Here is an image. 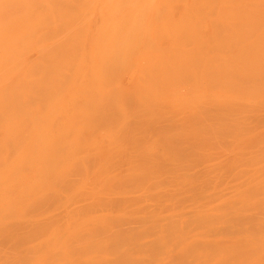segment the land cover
Instances as JSON below:
<instances>
[{"label":"rangeland","instance_id":"rangeland-1","mask_svg":"<svg viewBox=\"0 0 264 264\" xmlns=\"http://www.w3.org/2000/svg\"><path fill=\"white\" fill-rule=\"evenodd\" d=\"M16 1L15 5H10L8 0H2L0 8V22L6 20L9 23L8 18L15 15L20 18L23 12L30 18L20 27L28 26L24 32L18 29L15 42L4 39L2 43L10 45L0 52V106L3 107L0 110V205L5 197L11 204L15 200L18 206L21 205L19 192L27 189L26 177L30 178L35 172L38 180L57 170L60 162L49 158L50 151L47 148H44L45 153L35 152V160H26L30 148L36 149L49 140L61 138L64 139V149H79L71 153L76 159L70 164H74L73 168L68 165L70 168L64 174L65 178L55 177L57 182L54 177L48 178L45 190L37 191L34 202L37 207L33 208L31 218L24 219L35 225H47L50 230L52 221L64 220L71 215L85 217L80 212L94 204L93 191L104 184L105 174H116L115 169L121 166L118 164L119 159L113 156L118 150L111 147L113 143L109 142L108 133L120 130L121 133L135 135V140H144L137 128L145 126L147 120L141 117L142 111L136 105L137 99H144L150 91H164L165 98L176 93L175 87L161 89L158 86L166 78L161 76L159 70L155 72L154 68L148 66L149 63L146 64L149 56L161 57L163 72L167 70V56L171 49L173 52L170 54L178 58L174 46L184 44L186 50L194 52L191 44H204L206 62L202 65L195 63L193 67L208 69V76L215 81L208 82V89L210 85L214 86L210 89L211 94L231 97L232 101L238 103L264 107V11L248 7V12H233L226 5L227 9L223 12L198 14L189 10L184 15V7L193 0ZM184 18H193L197 23L194 29L196 41L186 37V43L181 41L173 46L165 28ZM206 39L208 42L205 43ZM93 81L94 86L99 87L102 97L98 110L83 106L84 96L91 90L90 83ZM189 84L185 80L180 85V94L188 93ZM118 101L128 103L124 111L127 116L126 130L119 122L113 127L110 118L116 113L114 109ZM162 113L166 118L160 122L158 129L170 125L174 127L186 115L185 111H177L170 106ZM231 116L238 118L229 117L230 120L238 119L245 126L241 128V136L264 143V126L257 122L259 119L263 122L264 109L253 113H234ZM231 136L236 135L232 133ZM90 140L94 141L90 144ZM4 143L8 145L3 149ZM129 143L124 141V146ZM21 146H27L26 154L17 162V149ZM141 148V144H138L125 153L130 152V156L139 152L136 154L137 160L138 156H142ZM254 155L247 152L245 157L248 160ZM262 158L264 154L259 155L255 162ZM15 162L17 164L13 166ZM122 169L124 177L120 185L129 186L131 178L125 175L128 169L124 165ZM243 169L228 173L237 176L230 181V190L228 187L223 192L233 195L234 189L243 186L245 180L248 181L249 175L242 173ZM138 186L149 190V183H138ZM148 194H153V191ZM57 199L60 201L55 207ZM147 204L151 202L143 201L141 206ZM188 207L185 204L177 208L188 210ZM40 208L43 211L39 212ZM132 208L135 206L132 205ZM252 209L245 212V218L248 219L241 226L240 238L247 235L255 237L261 229L258 222L264 221V207L259 205ZM163 216L165 214H160V217ZM179 218L176 215L169 220ZM24 220L20 223H25ZM147 226L139 227L132 236L125 233L120 235V232L118 237L125 238L122 250L138 256L135 252L141 250L139 245H145L143 254L131 264H168L171 257H167L164 248L162 250L158 247L160 234H144ZM169 230L170 239L178 235L173 232L174 227ZM205 230L197 228L195 232L203 233ZM97 237L101 239L99 235ZM115 237L110 236L105 241ZM223 240L219 241L221 243L218 246L233 242L230 238L225 239L226 243H222ZM40 241H43V237L24 244L25 248ZM25 248L0 242V262L6 257L11 262L17 256V260L25 254ZM174 248L171 245L170 249ZM176 248L179 250L180 246ZM211 258L209 264H214L215 259Z\"/></svg>","mask_w":264,"mask_h":264},{"label":"bare ground","instance_id":"bare-ground-1","mask_svg":"<svg viewBox=\"0 0 264 264\" xmlns=\"http://www.w3.org/2000/svg\"><path fill=\"white\" fill-rule=\"evenodd\" d=\"M8 1L10 5L17 2ZM226 5L233 12H248V7L264 11V2L193 0L184 7L182 13L189 10L198 14L223 12L227 9ZM28 16L23 12L20 18L16 15L8 18L9 23L6 20L4 23L0 22V52L10 45L2 43L4 39L16 41L17 31L29 21ZM30 24L32 25V22ZM195 24L197 23L193 18H184L179 23L166 27L172 45L181 41L186 43V37L196 41ZM26 28L20 29L23 31ZM204 42H208V39ZM191 45L194 52L186 50L184 44L174 46L178 58L170 54L173 52L171 49L167 56V70L163 72L160 56L153 55L147 58L146 64L149 63V67L154 68L155 72L159 70L161 76L166 78L158 86L161 89L175 87L176 93L165 98L164 91H150L144 99H137L136 105L142 111L141 117L147 120L145 126L137 128L144 140H135L137 139L135 135L121 133L120 130L108 133L109 142L113 143L111 147L118 150L113 156L119 159L118 164L121 166L115 169L116 174L112 172L105 174L104 184L93 191L94 204L80 212L85 214V217L71 215L64 220L52 221L51 231L47 225H35L24 220L31 218L33 208L37 207L34 204L37 191L45 190L48 178H65L64 174L70 166L74 167V164L70 165L76 159L72 154L79 150L76 147L64 149V139L61 138L49 140L47 144L44 143L36 149L30 148L26 160H35L33 154L42 151L45 153L44 148H47L50 151L49 158L60 163L55 173L50 176L43 175L37 180L38 177L33 172L30 178L26 177L27 189L19 192L21 205L18 206L15 200L11 204L7 197L2 199L0 236L3 237L0 242L25 248L24 244L37 238L43 237V241L25 248L23 256L17 260V256L14 257L15 262L8 261L6 257L0 264H131L138 260L143 254V248L146 247L139 245L138 248L141 250L135 252L138 256L132 255L130 251L122 250L125 238L120 239L123 237H118V234L121 232L120 235L125 233L132 236L139 227L147 224L144 234L154 235L155 232L160 234L158 247L165 249L167 257H171L168 264H173L174 260V264H209L211 257L215 259L214 264H264V221L258 222L262 230L259 229L255 237L247 235L240 238L241 226L244 222L246 224L248 219L245 218V212L259 205L264 207V158L255 162L259 155L264 154V143L241 136V128L245 126H242L238 119H229L238 118L231 116L234 113H253L264 107L238 103L232 101L231 97H216V93L211 94L210 89L214 86L210 85L208 89V82L215 81L208 76V69L193 67L195 63L202 65L206 62L207 51L203 49L204 44ZM185 80L190 82V90L183 95L180 94L182 93L180 85L184 84ZM90 84L92 87L84 96L83 106L98 110L102 100L100 89L94 86V81ZM168 106L177 111H185L186 115L174 127L170 125L158 129L160 122L166 118L162 112ZM116 107L114 109L116 113L110 117L113 120V127L119 122L120 126L125 128L127 116L124 111L128 103L118 101ZM0 110H3L2 106ZM257 122L264 126V120L262 122L259 119ZM232 133L236 136L232 137ZM93 141L90 140L89 143ZM124 141L130 143L124 146ZM138 144L142 146V156L135 160L139 152L132 151L135 154L130 156V152H125L137 147ZM6 145L8 143H4L2 148L4 149ZM254 148H257L256 151H252ZM26 149L27 146L17 149V162L26 154ZM247 152L255 155L247 160L245 157ZM68 159L71 162L67 161ZM123 165L128 169L125 175L131 178L128 181L129 186L120 185L124 177ZM243 167L242 173L249 175L248 181L245 180L243 186L234 189L233 195L223 192L237 176L228 173ZM55 180L57 182L56 178ZM138 183H149V190L141 188ZM149 191H153V194L149 195ZM146 200L151 204L141 206ZM59 201L60 199H57L54 202L55 207ZM185 204L190 206L188 210L177 208ZM132 205L135 206L134 209ZM38 211L43 210L40 208ZM95 213L99 215L93 216ZM160 214L165 216L160 217ZM176 215L180 216L178 220H169ZM181 217L186 219L182 220ZM23 220L25 223H20ZM171 227H174V233H178L172 239L169 233ZM197 228L206 229V232L196 233ZM209 233L211 235H208ZM110 236L116 237L105 241ZM227 238L233 242L218 246L221 243L219 241L224 239L222 243H226L224 241ZM171 245L175 248L170 249ZM176 246H180V249L177 250Z\"/></svg>","mask_w":264,"mask_h":264}]
</instances>
